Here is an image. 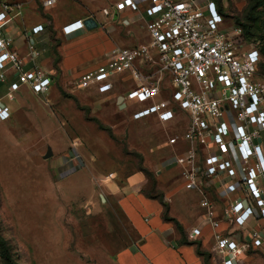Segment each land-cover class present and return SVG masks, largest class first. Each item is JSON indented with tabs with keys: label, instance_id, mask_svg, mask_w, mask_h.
Wrapping results in <instances>:
<instances>
[{
	"label": "rangeland",
	"instance_id": "rangeland-1",
	"mask_svg": "<svg viewBox=\"0 0 264 264\" xmlns=\"http://www.w3.org/2000/svg\"><path fill=\"white\" fill-rule=\"evenodd\" d=\"M224 1L223 16L236 22L245 0ZM108 35L114 46L137 44L147 40V24L127 16L114 22ZM254 39L261 47L262 40ZM144 71L150 81L158 78L154 68ZM259 74L264 86L262 67ZM77 82L76 75L57 79L50 93H30L24 103L3 98L12 115L0 118V230L19 264H122L120 252L138 242L139 221L123 207L130 192L118 187L137 173L143 177L139 192L181 213L189 207L180 198L187 205L198 200L184 191L180 167L174 166L184 154L187 111L178 110L166 123L155 117L134 120L132 109L118 100L127 89L123 78L86 89ZM160 83L169 92L173 88L168 75ZM173 136L178 143H170ZM209 262L216 264L211 257ZM6 263L0 252V264Z\"/></svg>",
	"mask_w": 264,
	"mask_h": 264
},
{
	"label": "built area",
	"instance_id": "built-area-1",
	"mask_svg": "<svg viewBox=\"0 0 264 264\" xmlns=\"http://www.w3.org/2000/svg\"><path fill=\"white\" fill-rule=\"evenodd\" d=\"M116 7L147 15L149 40L135 46H114L106 62L83 73L77 86L83 89L128 72L138 84L127 97L143 104L134 109V119L156 115L166 122L178 110L187 111L185 138L192 148L175 158L183 167L185 187L203 190L206 180L219 179L223 173L234 179L224 187L225 195L229 187L239 191L225 205L222 217L217 216L213 202L203 197L206 214L190 236H201L205 226H210L221 264H255L257 253L264 259V188L259 185V179L264 181V86L258 80L259 43L246 40L241 27L227 23L224 0H118ZM0 8V80L6 77L8 62L18 76L11 82L8 98H15L13 91L22 83L37 93L46 92L53 78L37 67L22 68L17 51L9 48L11 38L2 30L5 20L12 17L9 1L0 0ZM18 8L16 14L21 12ZM84 26L80 19L63 29L72 33ZM42 29L40 24L31 31ZM145 68H154L158 78L150 81ZM165 75L173 86L170 98L150 102L163 89L160 81ZM10 116L9 107L0 102V118ZM177 140L176 136L170 138L171 143ZM197 145L208 150L201 163L197 162ZM211 146L222 153L210 151ZM253 220L259 224L250 226ZM248 225L249 232L244 234Z\"/></svg>",
	"mask_w": 264,
	"mask_h": 264
},
{
	"label": "crops",
	"instance_id": "crops-1",
	"mask_svg": "<svg viewBox=\"0 0 264 264\" xmlns=\"http://www.w3.org/2000/svg\"><path fill=\"white\" fill-rule=\"evenodd\" d=\"M8 1L10 3L9 13H11L12 17L5 20L2 25V30L6 36L11 38V45L9 48L17 51L22 61L23 69L31 70L37 67L53 78V82L48 90L43 93H37L28 83H22L19 89L13 91L15 98L12 99L15 100L19 98L21 103L26 101V96L30 93L36 95H46L50 93L56 85L57 79L72 75H76L79 79L83 73L91 71L105 63L108 52L117 44H115L108 35V31L113 28V24L117 20L122 21V19L127 16H136L147 24L148 38L146 41L122 46H135L149 40V17L144 13H138L130 8L123 10L117 9L116 2L118 0H54L49 4L46 3V0ZM19 6L21 7V12L16 14ZM89 16L95 17L98 22L97 26L93 28L84 26L72 33H66L64 31L63 27L66 24L80 19L84 21V19ZM124 22H126V20H124ZM40 24L43 25V29L38 33H33L31 31L32 28ZM122 40V38H116L115 41L119 44H122L121 42H126V39H124V41ZM31 43H33V48H30ZM114 77L123 78V82L125 86H127L123 95H120L122 96V106H124L125 109L131 108L132 111H134L138 103L129 99L127 97V92L138 84L137 81L132 78L128 72H125L116 74L101 82L114 79ZM17 79L18 76L14 69V65L8 62L6 77L0 80V102L7 107L9 106L3 101V98L5 96L8 97L7 94L11 90V82ZM101 82L94 83L91 86ZM166 91H168V88L162 89L150 102L169 99L171 96L169 94L170 92L168 91L167 93ZM165 95L166 97H164ZM9 110L12 115L10 107ZM149 117H155L160 121L156 115L143 118ZM143 118L133 119L142 120ZM173 120L174 119L170 121ZM185 133L181 136L184 154L192 148V145L185 138ZM176 137L178 138L177 142H170L171 144L179 142V137ZM196 148L198 152L197 162L201 163L208 150L198 145ZM209 150L222 153V150L217 147L211 146ZM224 153L227 154L226 152ZM174 162L176 163L175 160ZM174 166L180 167L182 172L183 167L179 163H176ZM181 172L180 176L182 178L184 191L194 193L198 198L195 204L190 205H187L184 199L180 198L179 202L181 205L184 208L189 207L188 211H186L187 213H181L169 205V215L171 210V216L176 217L182 224L184 229L183 232L177 227L174 221L166 220L163 217L164 207L159 199L148 197L141 191H138L139 187H137V185L139 181L143 180L142 175L138 173L132 175L127 179L128 184L118 187V190H122L121 188H123L130 192L129 198H125L126 201H123V207L127 209L131 219L139 221V223L136 224L138 228V242L135 245L133 244L130 249H123L120 252L119 259L122 264H204L203 255L199 254L197 251V245L199 243L201 248H205H202V250L210 253L211 258L216 264L222 263V256L216 250V241L210 226H205L203 234L195 238L190 236V232L193 227L200 225L204 220L206 209L201 205V199L203 197H207L213 202L218 217L223 216L225 205L229 200L234 199L239 192L229 187V191L226 190L229 193L225 195L226 192L224 187L226 184L232 185L234 179L228 178L225 174L221 173L219 179L206 180L203 190L188 189L184 185ZM259 185L264 188V181L262 179H259ZM138 209L142 212H139ZM140 213H142V215ZM195 218L197 220H193ZM261 223L264 224V221H261ZM258 224L259 222H257V220H253L250 226H256ZM250 226L248 225L246 229L244 228V234H248ZM253 260L255 264H264V259L260 253L254 255Z\"/></svg>",
	"mask_w": 264,
	"mask_h": 264
},
{
	"label": "trees",
	"instance_id": "trees-1",
	"mask_svg": "<svg viewBox=\"0 0 264 264\" xmlns=\"http://www.w3.org/2000/svg\"><path fill=\"white\" fill-rule=\"evenodd\" d=\"M220 2V0H217ZM242 17L237 18V21L233 24L238 25L242 29V35L246 40L260 38L263 42L262 46L260 47L261 53V60L258 65V73H260L261 67L264 70V0H245V6L242 11ZM151 197V196H148ZM157 198L156 196H153ZM163 207H165L163 212V217L166 220L174 221L177 227L183 232V226L180 221L174 217L169 215V207L165 205L162 200H159ZM197 251L199 254L203 255L205 258V251L202 250L200 243L197 245ZM0 252L1 256L6 260V264H19L14 259H12V247L9 243L8 239H6L0 230ZM211 255L208 254V257L204 259V264H211L209 262Z\"/></svg>",
	"mask_w": 264,
	"mask_h": 264
},
{
	"label": "water",
	"instance_id": "water-1",
	"mask_svg": "<svg viewBox=\"0 0 264 264\" xmlns=\"http://www.w3.org/2000/svg\"><path fill=\"white\" fill-rule=\"evenodd\" d=\"M83 23H84L85 27H87V28H93V27L97 26V24H98L97 20L93 16H89L86 19H84ZM119 100L120 101L122 100V96L119 97ZM259 140L260 139H258L257 141H259ZM51 154H52V150H51V148H49L47 153L45 154V157L47 158Z\"/></svg>",
	"mask_w": 264,
	"mask_h": 264
}]
</instances>
